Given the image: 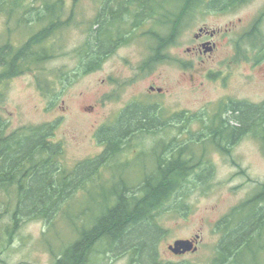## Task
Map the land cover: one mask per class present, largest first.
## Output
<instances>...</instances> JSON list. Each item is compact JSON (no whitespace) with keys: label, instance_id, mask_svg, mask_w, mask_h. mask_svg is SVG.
Instances as JSON below:
<instances>
[{"label":"rangeland","instance_id":"obj_1","mask_svg":"<svg viewBox=\"0 0 264 264\" xmlns=\"http://www.w3.org/2000/svg\"><path fill=\"white\" fill-rule=\"evenodd\" d=\"M172 3L177 6L180 0ZM100 6L93 0H82L77 5L73 0H66L65 13L61 17L64 28L45 41L55 47L53 59L43 68L0 83V117L7 121L9 132L55 124L53 141L63 147L61 163L66 168L72 169L100 156L105 149L98 137L100 130L115 125L130 105L156 106L160 103L157 107L159 119L170 120L172 125L165 143L174 138L177 142L184 139L179 135L181 120L171 121L180 114L186 117L205 112L210 118L218 115L222 104L264 105V59H257L259 46L252 50L244 38L263 17L264 0H245L229 11L205 6L202 12L187 20L181 34L163 51L165 59L150 64L148 60L155 47L151 30L155 29L160 35L166 33L157 22L154 26L146 21L128 41H119L111 49L99 69L86 72L79 65L81 57L76 50L90 38V27ZM21 15L19 12L18 17ZM18 17L11 19L0 14V48L8 43L21 47L30 37L31 32L19 25ZM202 27L220 32L216 39L218 49L211 58H194L188 52L196 45L194 37ZM258 31L262 32L260 37L264 40V22ZM151 87L155 88L154 93L150 91ZM160 89L163 94H158ZM244 114L247 120L251 117L247 110ZM230 124L234 125V122ZM190 129L192 135H197L202 125L193 122ZM163 136L164 133L141 137L146 142L145 145L138 144L139 150L147 153L143 157L133 147L125 152L123 159L117 161L130 165L123 174L135 182L138 175L150 171L156 153L161 151L162 143L158 140ZM260 136L248 133L229 154L214 148L206 151L204 161H208L210 176L190 187L192 190L184 200L182 213L178 214L176 206L171 205L168 213L159 220L162 233L157 249L162 262L213 264L225 234L223 220L264 187V144ZM103 174L110 176L107 171ZM138 184L135 182V186ZM80 198H83L82 194H78ZM90 206L93 208L89 199L81 208ZM247 217V213L240 214L236 223ZM257 219L253 216L241 226L234 238L238 243L250 236L249 229ZM229 226L231 228L232 224ZM46 230L44 222L28 221L11 245L6 248L0 245V264H53L55 258L49 248L58 254L59 248L69 244L75 234L69 238L70 233L64 231L57 239L55 233L45 236ZM195 238L199 242L196 253L179 257L171 252L170 246L176 241ZM95 264H129V257L111 255ZM233 264H264V237L243 247Z\"/></svg>","mask_w":264,"mask_h":264},{"label":"trees","instance_id":"obj_2","mask_svg":"<svg viewBox=\"0 0 264 264\" xmlns=\"http://www.w3.org/2000/svg\"><path fill=\"white\" fill-rule=\"evenodd\" d=\"M65 1L0 0V14L13 19L21 12V17L14 19L31 32L21 47L8 43L0 48V83L43 68L53 59L55 47L45 41L64 28L61 27V17L65 13ZM80 1L73 0L74 5ZM93 1L101 5L100 12L92 21L90 38L76 50L81 57L79 65L86 72L99 69L111 49L119 41H128L146 21L154 26L157 22L166 33L160 35L155 29L151 30L155 47L148 60L150 64L165 59L163 51L181 34L187 20L202 12V8L220 7L229 11L245 0H180L177 6H173V0ZM261 19L244 38L252 50L259 46L257 59L263 60L264 40L260 37L262 32L258 31ZM246 110L251 113L248 120L245 119ZM157 112L148 105H130L115 125L100 130L98 137L105 147L102 154L72 169L61 163L63 147L53 141L55 124L9 132L7 121L0 117V245L3 248L11 245L28 221L38 220L46 226L45 236L55 233L58 239L64 231L70 233L69 238L75 234L69 244L59 248L58 254L49 248L55 258L53 264H95L111 255L127 256L129 264H168L160 260L157 249L162 233L159 225L162 215L168 213L171 205L176 206L179 214L192 190L190 187L210 176V166L204 161L209 148L229 154L248 133L261 135L264 144V105L222 104L218 115L210 118L205 112L186 117L180 114L171 121L181 120L179 135L184 139L177 142L174 138L169 143H165V137L172 125L170 120L159 119ZM193 122L202 125L197 135H192L190 129ZM160 133H164L158 140L159 144L162 143V147L158 146L161 151L156 153L150 171L135 178V182H139L135 186V182L123 174L129 163L117 161L133 148L140 157L147 155L139 150L138 144H146L141 137H155ZM103 171L109 172L110 176H104ZM259 192L223 220L224 241L213 264L236 262L235 255L241 249L237 246L235 251L228 253V242L238 244L234 238L240 231L235 232L236 227L241 228L258 209H262L261 206L264 207V187ZM78 194L83 198L78 199ZM89 199L93 208H81ZM242 213H247L248 217L235 226V215ZM58 217L63 221L60 222ZM261 221L263 226L261 218L255 223ZM255 223L249 232H255ZM229 224H232L231 228Z\"/></svg>","mask_w":264,"mask_h":264},{"label":"flooded vegetation","instance_id":"obj_3","mask_svg":"<svg viewBox=\"0 0 264 264\" xmlns=\"http://www.w3.org/2000/svg\"><path fill=\"white\" fill-rule=\"evenodd\" d=\"M260 21H261V24L264 22V14H263V17ZM219 33L220 32H218V31H214V30L211 31L210 29H208L206 27L200 28L199 33H197L194 37L196 45L192 49H189L188 52L194 58L196 57L199 59H203L205 56H208V58H211L216 53V51L218 49V44H217L216 39H217V36L219 35ZM150 91L152 93H154L155 88L151 87ZM158 94H163L161 89L158 90ZM148 106L154 107L158 111L157 107L160 106V103H158L156 106L155 105H148ZM261 208L262 209H258V212L254 216L258 217V219L261 218L263 220V226H262V221H261V223H257L256 225H254L255 229H256L255 232H253V233H252V231L248 232V235L250 234V236L246 240H243L242 242H240L238 244H233L231 242H228V245L230 248L228 253L235 251L237 249V246H239L238 247L239 249H242L243 247H248L249 244H251V243H256V241H260L262 239V237H264V207L261 206ZM235 216H236V218L238 217V215H235ZM236 218L234 217V223L232 222L235 226H237L239 224V222L236 223V220H235ZM244 224H245V222L243 223V225ZM261 226H262V233H260ZM239 229H240V227L239 228L236 227L235 232L238 231ZM188 240H193L194 246L197 247L199 250V246H198L199 242L196 238L195 239H188ZM226 240H228V238ZM223 241H224V238H222V240L219 244V247H218V251H220V252H221L220 245ZM191 253L194 254L196 252H190V253H186L183 255H179V257H184V256L191 254ZM237 255H235L236 259H237Z\"/></svg>","mask_w":264,"mask_h":264},{"label":"water","instance_id":"obj_4","mask_svg":"<svg viewBox=\"0 0 264 264\" xmlns=\"http://www.w3.org/2000/svg\"><path fill=\"white\" fill-rule=\"evenodd\" d=\"M170 250L176 255H183L190 252H197L198 248L194 246L193 240H178L170 246Z\"/></svg>","mask_w":264,"mask_h":264}]
</instances>
